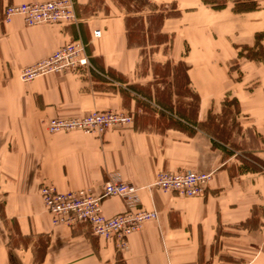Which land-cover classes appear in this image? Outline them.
<instances>
[{"label": "crops", "instance_id": "crops-1", "mask_svg": "<svg viewBox=\"0 0 264 264\" xmlns=\"http://www.w3.org/2000/svg\"><path fill=\"white\" fill-rule=\"evenodd\" d=\"M48 1L0 0V206L16 227L12 234L46 240L39 264H264V175L229 157L209 126L221 104L236 99L242 133L256 135L252 155L264 163V59L247 56L264 47V0H225L220 8L214 0L147 1V29L162 6L172 7L160 18L161 39L151 52L162 65L189 68L184 91L180 78L158 75L152 64L151 73L139 72L145 46L134 42L133 13L118 0H103L108 10L99 12L92 11L95 0H71L77 20L68 24L29 27L21 16L4 22L8 5ZM79 39L87 66L21 80L25 67ZM91 111L123 112L133 124L103 136L47 130L52 118ZM181 171L212 174L206 193L186 198L149 187L161 172ZM115 178L137 187L141 207L158 213L124 251L89 224L55 225L39 193L44 184L99 193ZM126 209L120 197L102 205L108 217ZM23 251L33 264L35 252Z\"/></svg>", "mask_w": 264, "mask_h": 264}, {"label": "built area", "instance_id": "built-area-1", "mask_svg": "<svg viewBox=\"0 0 264 264\" xmlns=\"http://www.w3.org/2000/svg\"><path fill=\"white\" fill-rule=\"evenodd\" d=\"M3 15L5 23H9L14 16H21L29 27L68 24L77 20L71 0L8 5ZM93 36L100 38L101 31H95ZM86 49V45L80 41L67 43L48 57L25 67L20 78L29 83L45 74L76 71L89 64ZM132 124L133 117L123 112L91 111L78 117L52 118L47 122V130L50 134L75 131L104 134ZM211 181L212 174L195 171L161 173L150 187L186 198H196L205 194ZM41 196L55 225L89 224L96 237L103 240L117 239L122 251L127 249L131 235L138 232L144 223L155 221L158 217L156 211L141 207L137 187L117 178L106 182L99 193L90 189L59 192L53 185L44 184ZM109 197L123 198L127 209L106 217L102 213V205Z\"/></svg>", "mask_w": 264, "mask_h": 264}, {"label": "rangeland", "instance_id": "rangeland-1", "mask_svg": "<svg viewBox=\"0 0 264 264\" xmlns=\"http://www.w3.org/2000/svg\"><path fill=\"white\" fill-rule=\"evenodd\" d=\"M118 1H119L118 3L121 4V6L125 10L129 9L131 13H133L132 18H131L132 19L131 34L133 36L134 42L143 43L145 46L144 51H143L144 55L142 56L141 61H140L141 63L139 65V70H140L139 72L144 75L151 73L149 69H150V65L152 64V69L154 73L158 75H173L174 74L175 76L180 78L181 83L180 82L176 83V85L181 86L182 89L185 90L186 88V82L184 78L185 69L177 67L176 63L174 62L171 63V65H162V63L165 62L163 57L159 56L158 54H153V52H151L153 50H156V47H154L152 43L159 41V38H160V33H159L160 18L153 19L148 29L145 27V25L143 27L141 19L144 16H148L150 13L148 10L149 8L145 7L148 0H118ZM214 1L216 3V6H222L225 2V0H214ZM104 3L105 2L103 0H95L92 11H95V10L97 12L104 11V10L107 11L108 8L106 7ZM72 4H73L74 12L76 14V10H77L76 6L73 2ZM251 7L252 6L248 8H251ZM136 12L140 14H136ZM166 13L173 14L172 7H170V5L168 7H166L165 5L162 6L161 10L157 12L156 14H166ZM52 25H56V24H52ZM147 38H149V42H145V40L146 41L148 40ZM75 41L76 42L80 41L84 45H86V43L82 41L81 39L75 40ZM168 46L169 45H167V47ZM87 55H88V52H87ZM247 56H256L258 58H264V47L262 49H258L257 51H248ZM233 70L236 71L237 69L233 68ZM237 73L239 72H236V74ZM233 100L234 99L232 100L227 99L224 104L223 103L221 104L223 106L222 114H212L211 115L209 119V126L211 127V131L216 135V137L219 138V140L223 144L227 145L225 149H227L228 154H230L229 157L235 156V157H238L237 159H239V161L240 159L242 160V162L244 161L243 162L245 166L244 169L246 171L257 170V172L264 175V166L260 164L259 162H257V160H255L254 156L252 155L253 147L257 143V137L251 130H246L244 133H242L243 131L240 127V124L237 121V117L239 113V106L236 104V102H232ZM193 101H192V106H191L192 114L195 110V105ZM181 104L183 106L182 108L185 109L184 104L187 105L188 101L182 98ZM218 106L219 105H217V107ZM75 132H82L85 134H90V133H86L83 131H75ZM61 133H70V132H61ZM106 133L104 134L97 133V134H91V135L103 136ZM56 134H60V133H56ZM235 161L236 160L233 161V158H231L229 164H235L234 163ZM181 172H184V171H181ZM161 173H178V172H161ZM39 193L41 196V188L39 190ZM166 193H173V192H166ZM0 198H1L0 200H2V192L0 194ZM1 208L2 207L0 206V251H1L0 264H20L21 259L25 262V264H28V260H29L28 256L30 255L25 253L23 250L30 251V249L33 253L35 252V256H34L35 261L33 262V264H39V262L41 261V257L44 253V245L46 244L45 243L46 240L45 239H41L40 241L33 240L34 242H36L37 248L35 246L30 248V245L33 244V241L30 238H20V237L17 238L15 237L14 234H12V229H15L16 227L14 223H11L4 219ZM45 208L47 210L46 205H45ZM262 212H264V209H261L259 213L262 214ZM147 223H144L142 227ZM57 226H61V225L59 224ZM38 245L41 247H38Z\"/></svg>", "mask_w": 264, "mask_h": 264}, {"label": "trees", "instance_id": "trees-1", "mask_svg": "<svg viewBox=\"0 0 264 264\" xmlns=\"http://www.w3.org/2000/svg\"><path fill=\"white\" fill-rule=\"evenodd\" d=\"M205 3H211V0H203ZM237 1H240V0H237ZM239 2H237V4H238ZM121 5V4H120ZM151 6V5H150ZM220 7H222V6H216V8H220ZM164 16V14L162 15H159L158 17L159 18H162ZM263 47H259V49H262ZM249 51H252V50H249ZM249 58H252V59H257V60H260V59H264V58H258V57H256V56H249ZM177 67H179V68H184L185 69V76H184V78H185V80L187 81V82H189V76H188V71H189V68L184 64V63H182V62H179L178 64H177ZM183 91H184V89H182ZM193 94V93H192ZM197 100H198V102H200V98L199 97H197ZM232 102H236V104L239 106V104H238V101L236 100V99H234ZM255 160H257V162H259L260 164H262L263 166H264V163H262L261 161H259L257 158H255Z\"/></svg>", "mask_w": 264, "mask_h": 264}]
</instances>
